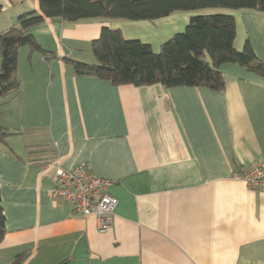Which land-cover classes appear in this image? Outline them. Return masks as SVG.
<instances>
[{
	"label": "crops",
	"instance_id": "0c3cea01",
	"mask_svg": "<svg viewBox=\"0 0 264 264\" xmlns=\"http://www.w3.org/2000/svg\"><path fill=\"white\" fill-rule=\"evenodd\" d=\"M33 10L38 0H0V32ZM232 14L236 49L249 39L264 59V13ZM193 15L45 18L31 30L53 54L20 47L22 92L0 103V124L17 132L0 143V264H264V191L238 176L264 162V77L227 63L223 90L114 85L64 61L97 63L103 27L159 51ZM55 161L110 181L119 203L107 232L52 197Z\"/></svg>",
	"mask_w": 264,
	"mask_h": 264
},
{
	"label": "trees",
	"instance_id": "16d2710c",
	"mask_svg": "<svg viewBox=\"0 0 264 264\" xmlns=\"http://www.w3.org/2000/svg\"><path fill=\"white\" fill-rule=\"evenodd\" d=\"M36 10L22 13L18 25L0 32V99L22 92L19 77V49L28 45L31 53L44 50L31 32L45 18L79 21L92 18L156 20L177 13H194L184 31L175 33L159 51L138 39L128 40L121 29L103 27L92 41L97 63L64 58L77 75L94 76L114 85L225 88L221 66L234 63L264 77V59L258 57L250 40L241 51L235 47V11L264 13V0H38ZM220 8L219 11H204ZM17 132L0 124V143ZM9 151L11 149L9 148ZM6 235V214L0 192V244ZM21 256L12 262L20 264Z\"/></svg>",
	"mask_w": 264,
	"mask_h": 264
},
{
	"label": "built area",
	"instance_id": "2783aa9c",
	"mask_svg": "<svg viewBox=\"0 0 264 264\" xmlns=\"http://www.w3.org/2000/svg\"><path fill=\"white\" fill-rule=\"evenodd\" d=\"M50 169L52 197L70 204L83 216L94 215L99 231L107 232L119 203L118 198L109 192L110 181L96 176L87 165L66 169L55 161ZM238 176L250 191H264V162L249 166Z\"/></svg>",
	"mask_w": 264,
	"mask_h": 264
},
{
	"label": "rangeland",
	"instance_id": "374dc122",
	"mask_svg": "<svg viewBox=\"0 0 264 264\" xmlns=\"http://www.w3.org/2000/svg\"><path fill=\"white\" fill-rule=\"evenodd\" d=\"M219 11V10H223V9H220V8H215V9H210V10H204V11H207V12H210V11ZM23 49H21V50H25V53H27V49H29L28 48V46L27 45H25V46H23L22 47ZM94 54V53H93ZM27 56H28V54H26V61H25V63H22L21 64V66H22V73H21V76L23 77V78H26V84L28 83V76H26V67H27ZM23 58H24V56H23ZM23 58H22V60H23ZM78 60V59H77ZM41 62V61H40ZM10 97V99H12L13 98V94L12 95H10V96H8V97H6V98H2V99H0V103H5L8 99L7 98H9ZM18 132H20L19 130H18Z\"/></svg>",
	"mask_w": 264,
	"mask_h": 264
}]
</instances>
